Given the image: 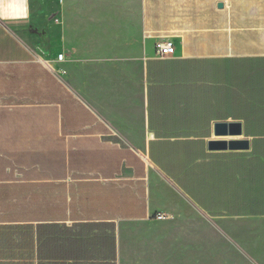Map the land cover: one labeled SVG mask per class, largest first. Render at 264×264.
<instances>
[{"label":"crops","instance_id":"0c3cea01","mask_svg":"<svg viewBox=\"0 0 264 264\" xmlns=\"http://www.w3.org/2000/svg\"><path fill=\"white\" fill-rule=\"evenodd\" d=\"M228 121L241 136L215 134ZM178 198L264 217V0H0V224L20 264H124L123 224L167 223Z\"/></svg>","mask_w":264,"mask_h":264},{"label":"rangeland","instance_id":"374dc122","mask_svg":"<svg viewBox=\"0 0 264 264\" xmlns=\"http://www.w3.org/2000/svg\"><path fill=\"white\" fill-rule=\"evenodd\" d=\"M177 201L167 223L123 224L124 264H264V217L218 224L185 199ZM18 241L16 224H0V264H20Z\"/></svg>","mask_w":264,"mask_h":264},{"label":"water","instance_id":"95a60500","mask_svg":"<svg viewBox=\"0 0 264 264\" xmlns=\"http://www.w3.org/2000/svg\"><path fill=\"white\" fill-rule=\"evenodd\" d=\"M222 6V4H220ZM243 133V124L237 121L217 122L215 124V134L217 136H241ZM211 150H244L249 148L248 139H230V140H212L209 143Z\"/></svg>","mask_w":264,"mask_h":264},{"label":"built area","instance_id":"2783aa9c","mask_svg":"<svg viewBox=\"0 0 264 264\" xmlns=\"http://www.w3.org/2000/svg\"><path fill=\"white\" fill-rule=\"evenodd\" d=\"M156 44H157V53L160 57L173 55L176 51V44L172 41V39H168V38L162 39L158 41ZM63 57H64L63 54H59L57 56V59L62 60ZM157 218L165 219L167 217H165L162 214H159Z\"/></svg>","mask_w":264,"mask_h":264}]
</instances>
